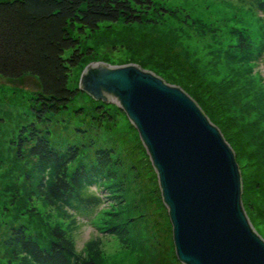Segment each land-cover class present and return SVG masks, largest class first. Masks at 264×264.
I'll list each match as a JSON object with an SVG mask.
<instances>
[{
    "label": "rangeland",
    "instance_id": "1",
    "mask_svg": "<svg viewBox=\"0 0 264 264\" xmlns=\"http://www.w3.org/2000/svg\"><path fill=\"white\" fill-rule=\"evenodd\" d=\"M249 4L236 0H158L149 13L150 23L102 24L97 33L81 37L95 57L72 72L69 86L78 87L88 64L103 62L111 66L133 64L141 69L144 66L143 70L166 83L183 91L187 88L208 119L207 113L210 114L209 121L235 153L242 196L244 180L252 186L251 209L244 207L254 230L264 240V56L257 64L240 65L232 63L227 55L240 35L252 40L255 46L264 43V11L255 9L252 2ZM33 89L34 83L29 79L9 83L0 78V233L5 223L25 224L22 218L26 214L17 206L20 201L22 207H34L39 212L47 223L44 222L47 231L49 226L61 227L69 234L76 252L92 255L98 264H157L158 258L153 257L161 248L174 257L166 232L165 208L160 209L154 201V191L158 189L140 143L113 103L94 101L78 91L67 109L48 124V139L61 150L69 144L87 145L92 141L91 148L112 147L118 156L123 153L127 157H123L125 165L130 169L123 172L124 184L119 193L132 199L129 207L120 202V196L112 197L106 190L96 191L95 187L90 191L102 202L88 213V218L76 216L68 208L61 211L50 207L42 198L38 189L40 178L32 171L33 162L17 159L16 149L11 145L18 129L32 122ZM91 100L103 105L110 117L93 118L96 114L91 111L94 105ZM78 108L84 110L81 119V114L73 112ZM128 215L130 233L121 242L106 228L113 220ZM1 241L0 236V264H8L12 261L11 254ZM90 243L95 246L87 249ZM152 244H158L157 252Z\"/></svg>",
    "mask_w": 264,
    "mask_h": 264
},
{
    "label": "trees",
    "instance_id": "2",
    "mask_svg": "<svg viewBox=\"0 0 264 264\" xmlns=\"http://www.w3.org/2000/svg\"><path fill=\"white\" fill-rule=\"evenodd\" d=\"M157 1L0 2V78L9 83H21L25 79L34 83L30 94L32 122L18 129L11 145L16 149L17 159L33 162L32 171L40 178L39 194L50 207L61 211L68 208L76 216L88 218V213H92L102 202L96 193L90 191L92 187L96 191L106 190L112 197L120 196V202H124L126 207L131 202L129 196L123 197L119 193L124 184L123 172L130 169L125 165L123 157L126 156L123 153L118 156L112 147L91 148L92 141L87 145L69 144L62 150L55 148L48 139V124L54 116L67 109L79 91L76 87L69 86L72 72L81 69L95 57L93 49L85 47L81 37L97 33L102 24L123 23L133 26L150 23L149 13ZM236 1L242 4L252 2L255 9L264 11V0ZM227 55L234 64H257L264 56V43L255 46L252 40L240 35L237 44L232 46ZM143 68L145 67L142 66ZM183 89L195 98L187 88ZM92 103L94 105L91 111L96 114L91 115L93 118L110 117L108 111L102 108L103 105ZM73 112L81 114L79 119L84 116L82 108L74 109ZM207 115L211 119L210 114ZM257 186L258 184L255 185ZM251 188L244 180L242 201L248 210L251 209ZM154 201L160 209H164L157 190L154 191ZM17 203L21 212L26 214V218H22L25 224L16 221L5 223L0 233L1 245L9 250L10 260L20 264H98L92 255L77 253L69 234L61 227L49 226L47 231V223L34 207H22L20 201ZM117 221L113 220L106 232L124 242L130 233V215ZM166 232L170 233V225ZM91 244L86 248L95 246H90ZM156 246L158 244H152L153 251L157 252ZM153 258H158L157 264H178L175 257L172 254L169 256L162 248ZM11 262L8 264H12Z\"/></svg>",
    "mask_w": 264,
    "mask_h": 264
},
{
    "label": "water",
    "instance_id": "3",
    "mask_svg": "<svg viewBox=\"0 0 264 264\" xmlns=\"http://www.w3.org/2000/svg\"><path fill=\"white\" fill-rule=\"evenodd\" d=\"M77 89L115 104L134 129L178 263L264 264V240L243 205L235 153L189 93L137 65L103 62L83 69Z\"/></svg>",
    "mask_w": 264,
    "mask_h": 264
}]
</instances>
